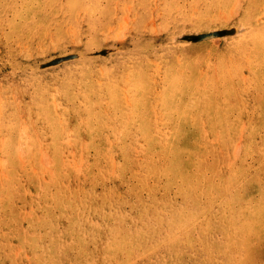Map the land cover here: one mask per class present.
<instances>
[{"label": "rangeland", "instance_id": "1", "mask_svg": "<svg viewBox=\"0 0 264 264\" xmlns=\"http://www.w3.org/2000/svg\"><path fill=\"white\" fill-rule=\"evenodd\" d=\"M263 208L264 0H0V264H264Z\"/></svg>", "mask_w": 264, "mask_h": 264}, {"label": "bare ground", "instance_id": "2", "mask_svg": "<svg viewBox=\"0 0 264 264\" xmlns=\"http://www.w3.org/2000/svg\"><path fill=\"white\" fill-rule=\"evenodd\" d=\"M165 63V62H164ZM188 72V71H187ZM140 78V77H139ZM204 86V85H203ZM222 108V107H221ZM152 128V127H151ZM160 141H162V140H160ZM145 142V141H144ZM56 148V147H55ZM158 151V150H157ZM114 156V155H113ZM243 157V156H242ZM234 158H235V156H234ZM160 159H161V157H160ZM137 160V159H136ZM161 161V160H160ZM232 162V161H231ZM195 163V162H194ZM165 164V163H164ZM216 168H217V166H216ZM200 172V171H199ZM208 172V171H207ZM192 173V172H191ZM105 176V175H104ZM147 177V176H146ZM246 180V179H245ZM141 184V183H140ZM51 186V185H50ZM263 186V185H262ZM220 189V188H219ZM191 191V190H190ZM242 195V194H241ZM50 197V196H49ZM203 201V200H202ZM205 203V202H204ZM52 204V203H51ZM149 209V208H148ZM264 209V208H263ZM221 215V214H220ZM230 217V216H229ZM202 220V219H201ZM55 224V223H54ZM244 229V228H243ZM203 231V230H202ZM20 232V231H19ZM238 232V231H237ZM38 241V240H37ZM214 252V251H213ZM136 253V252H135ZM247 253V252H246ZM242 254V253H241ZM170 256V255H169ZM224 264V263H223Z\"/></svg>", "mask_w": 264, "mask_h": 264}]
</instances>
